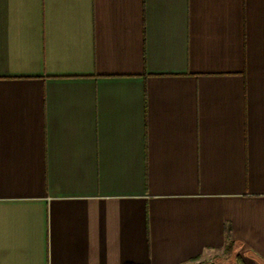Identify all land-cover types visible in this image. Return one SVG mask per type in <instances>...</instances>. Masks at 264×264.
I'll list each match as a JSON object with an SVG mask.
<instances>
[{"label":"crops","instance_id":"1","mask_svg":"<svg viewBox=\"0 0 264 264\" xmlns=\"http://www.w3.org/2000/svg\"><path fill=\"white\" fill-rule=\"evenodd\" d=\"M264 264V0H0V264Z\"/></svg>","mask_w":264,"mask_h":264},{"label":"rangeland","instance_id":"2","mask_svg":"<svg viewBox=\"0 0 264 264\" xmlns=\"http://www.w3.org/2000/svg\"><path fill=\"white\" fill-rule=\"evenodd\" d=\"M210 259H215L220 264H239L238 254L232 247L212 252Z\"/></svg>","mask_w":264,"mask_h":264},{"label":"flooded vegetation","instance_id":"3","mask_svg":"<svg viewBox=\"0 0 264 264\" xmlns=\"http://www.w3.org/2000/svg\"><path fill=\"white\" fill-rule=\"evenodd\" d=\"M209 261H215L216 264H220V263H218L215 259H211V260H209ZM209 261H206V262H209ZM201 263H205V262H199V263H195V264H201Z\"/></svg>","mask_w":264,"mask_h":264},{"label":"water","instance_id":"4","mask_svg":"<svg viewBox=\"0 0 264 264\" xmlns=\"http://www.w3.org/2000/svg\"><path fill=\"white\" fill-rule=\"evenodd\" d=\"M201 264H216L215 261H209V262H205V263H201Z\"/></svg>","mask_w":264,"mask_h":264}]
</instances>
